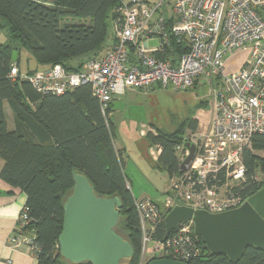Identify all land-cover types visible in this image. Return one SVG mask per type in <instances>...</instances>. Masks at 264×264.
<instances>
[{"label":"built area","instance_id":"obj_1","mask_svg":"<svg viewBox=\"0 0 264 264\" xmlns=\"http://www.w3.org/2000/svg\"><path fill=\"white\" fill-rule=\"evenodd\" d=\"M113 37L80 71L56 64L28 74L15 63L10 77L28 80L42 94L59 95L89 84L104 112L130 89L185 91L201 81L210 87L209 126L175 146L181 162L190 154L187 142L196 149L185 168L170 178L163 205L149 196L134 200L141 228L139 264H147V252L189 262L205 250L193 220L181 222L165 240L155 235L178 205L221 213L248 200L239 192L247 174L242 152L255 134H264V0H122L113 18ZM173 41H184L188 50L178 55ZM245 50V64L227 72L228 57ZM160 151L159 145L150 150L156 160ZM28 210L25 204L9 242L26 244L35 256L39 244L29 228Z\"/></svg>","mask_w":264,"mask_h":264},{"label":"trees","instance_id":"obj_2","mask_svg":"<svg viewBox=\"0 0 264 264\" xmlns=\"http://www.w3.org/2000/svg\"><path fill=\"white\" fill-rule=\"evenodd\" d=\"M121 2L0 0V158L4 161L1 177L27 195L29 228L39 244L37 264H72L61 255L59 236L64 202L74 186V172L87 175L98 194L121 199L120 220L115 230L134 247V256L128 263L139 264L140 219L124 168L125 148L117 146V125L112 119L115 100L104 112L89 84L59 95L42 94L28 80L10 77L15 63L20 73L28 74L56 64L69 71H80L87 60L98 56L114 41L109 31ZM172 43L178 55L188 50L184 41ZM15 50L17 61L12 59ZM23 52L30 56L25 69L20 65ZM30 59L36 67L29 66ZM76 59H80L77 65L73 62ZM5 104L13 112V128H9ZM202 105L207 106L208 100ZM198 125V118L189 117L177 131L160 129L157 134L152 131L146 134L149 145L160 146L156 162L170 178L179 172L182 163L175 146L183 140L186 128L194 132ZM255 150L262 151L263 156ZM242 158L247 174L239 192L248 199L264 184V134L252 137L251 146L244 148ZM165 231L162 222L155 236L162 239ZM198 239L205 250L190 259L189 264H264V248L250 245L234 261L226 254L211 252L200 236Z\"/></svg>","mask_w":264,"mask_h":264},{"label":"water","instance_id":"obj_3","mask_svg":"<svg viewBox=\"0 0 264 264\" xmlns=\"http://www.w3.org/2000/svg\"><path fill=\"white\" fill-rule=\"evenodd\" d=\"M12 59L17 61L18 52ZM190 154L180 169L192 160L196 146L186 143ZM74 186L64 202V221L59 248L72 264H129L133 245L115 228L120 220L121 199L98 194L87 175L74 172ZM193 220L195 232L213 253L226 254L237 261L250 245L264 248V184L238 208L221 213L194 210L185 205L174 207L165 218L163 239L183 221ZM147 264H189L170 258L153 259Z\"/></svg>","mask_w":264,"mask_h":264},{"label":"rangeland","instance_id":"obj_4","mask_svg":"<svg viewBox=\"0 0 264 264\" xmlns=\"http://www.w3.org/2000/svg\"><path fill=\"white\" fill-rule=\"evenodd\" d=\"M112 33L113 20H111L109 34ZM29 57L27 52L22 53L20 58L22 69L27 68L26 62ZM247 58V50L237 53L232 60L227 61L226 71L241 68ZM79 61L80 59L73 60L76 65ZM229 64L232 67L230 66L228 69ZM29 66L31 68L36 67L33 59L29 60ZM203 84L204 81L199 82L198 86L193 87L194 89L189 92H171L159 87L140 91L130 89L113 102L112 119L117 125L116 141L125 148L124 168L129 180L130 190L135 198L149 196L163 205L167 196L166 193L170 190L171 179L166 171L158 167L154 155L150 152L153 145H149L146 134L149 131L157 134L160 129L166 132L178 130L184 120L189 117H197L200 109L208 111L211 102V90L208 85L204 86ZM204 100H208L207 106H201ZM201 115L199 116L205 122H201V126L198 125L197 130L200 132L204 131L205 126H209L210 121L209 117L205 119V112ZM142 132L145 134H142ZM191 133L186 128L182 134V139L188 137ZM255 152L263 156L262 151L255 150ZM146 254L148 255L144 256V259L147 263L153 259L163 257L161 252L155 254L147 252Z\"/></svg>","mask_w":264,"mask_h":264},{"label":"crops","instance_id":"obj_5","mask_svg":"<svg viewBox=\"0 0 264 264\" xmlns=\"http://www.w3.org/2000/svg\"><path fill=\"white\" fill-rule=\"evenodd\" d=\"M239 52L241 51H237L233 55L229 56L227 61L232 60ZM230 66L231 64L228 65V69ZM238 69L233 68V70L228 71L234 72ZM204 112L206 113L205 119L208 117L209 120L211 119L212 114L209 111L200 109L196 117L198 120H200V123L203 121L205 122V120L201 118V114ZM5 113L9 128H13L14 115L8 104H5ZM117 146L123 148V146L119 145L118 142ZM3 164L4 161L0 158V264H37L36 257L30 252V248L26 244L21 243L17 247H14L9 242V236L16 227L21 210L27 202V195L24 191L15 189L12 185L3 180L1 177V168Z\"/></svg>","mask_w":264,"mask_h":264},{"label":"flooded vegetation","instance_id":"obj_6","mask_svg":"<svg viewBox=\"0 0 264 264\" xmlns=\"http://www.w3.org/2000/svg\"><path fill=\"white\" fill-rule=\"evenodd\" d=\"M127 262H129V260Z\"/></svg>","mask_w":264,"mask_h":264}]
</instances>
